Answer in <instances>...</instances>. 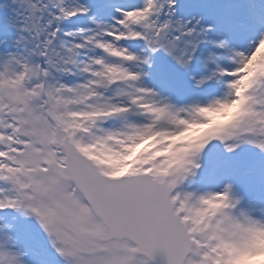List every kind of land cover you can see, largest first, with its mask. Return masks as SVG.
Returning <instances> with one entry per match:
<instances>
[{
	"label": "snow or ice",
	"instance_id": "1",
	"mask_svg": "<svg viewBox=\"0 0 264 264\" xmlns=\"http://www.w3.org/2000/svg\"><path fill=\"white\" fill-rule=\"evenodd\" d=\"M244 147L264 0H0V264H264Z\"/></svg>",
	"mask_w": 264,
	"mask_h": 264
},
{
	"label": "rangeland",
	"instance_id": "2",
	"mask_svg": "<svg viewBox=\"0 0 264 264\" xmlns=\"http://www.w3.org/2000/svg\"><path fill=\"white\" fill-rule=\"evenodd\" d=\"M218 120L224 117L217 116ZM226 167L238 170L241 175L237 188L243 194L245 208L264 205V156L251 147H244L233 156L222 157ZM254 215L259 216L258 212Z\"/></svg>",
	"mask_w": 264,
	"mask_h": 264
},
{
	"label": "clouds",
	"instance_id": "3",
	"mask_svg": "<svg viewBox=\"0 0 264 264\" xmlns=\"http://www.w3.org/2000/svg\"><path fill=\"white\" fill-rule=\"evenodd\" d=\"M258 252H259V256H264V239H262L260 242ZM240 264H248V262L244 261V262H240Z\"/></svg>",
	"mask_w": 264,
	"mask_h": 264
}]
</instances>
